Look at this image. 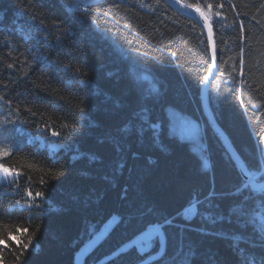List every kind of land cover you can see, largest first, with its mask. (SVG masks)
<instances>
[{
	"label": "trees",
	"instance_id": "trees-1",
	"mask_svg": "<svg viewBox=\"0 0 264 264\" xmlns=\"http://www.w3.org/2000/svg\"><path fill=\"white\" fill-rule=\"evenodd\" d=\"M182 1L210 19V105L262 181L264 0ZM209 67L201 28L162 0H0V125L33 140L0 161L21 173L0 186V264H264V191L242 188L202 117ZM168 109L198 123L206 168L171 135ZM142 117L158 140L138 132ZM29 190L40 208L12 207L33 203ZM149 230L159 235L140 253ZM9 233L31 239L19 260Z\"/></svg>",
	"mask_w": 264,
	"mask_h": 264
},
{
	"label": "water",
	"instance_id": "water-1",
	"mask_svg": "<svg viewBox=\"0 0 264 264\" xmlns=\"http://www.w3.org/2000/svg\"><path fill=\"white\" fill-rule=\"evenodd\" d=\"M78 4L85 6V7H91L95 6L99 3H102L106 0H75ZM166 5H168L171 9L178 12L179 14H182L184 16L189 17L192 19L203 31L207 45L209 50V56H210V67L206 73L205 76H208V80L205 81L203 78V81L200 85V109L202 113L203 119L208 124L209 128L212 130L216 138L219 140L222 147L225 149L227 154L229 155L231 161L235 165L240 177L242 178L244 184H247V186L252 190L256 192H263L264 191V180L258 181L257 178L259 175H252L248 168L246 167L245 163L243 162L242 158L234 148L232 142L230 141L227 134L224 132V130L221 128V126L218 124L215 115L212 111L210 101H209V88L211 86L212 81L214 80L216 73L218 71V52L216 47V41L213 33V28L209 19V25L208 27H211L212 34L211 39L209 38V31L208 27L204 24V19L201 16V12H203L199 7L190 6L186 3H184L182 0H162ZM199 9L200 11H197ZM204 13V12H203ZM205 14V13H204ZM206 15V14H205ZM207 16V15H206ZM208 17V16H207ZM213 52H215V60H213ZM261 156L264 160V145L261 147ZM251 176H255V181L252 183H249V179ZM149 250V246L146 250H144L142 253H145Z\"/></svg>",
	"mask_w": 264,
	"mask_h": 264
},
{
	"label": "rangeland",
	"instance_id": "rangeland-1",
	"mask_svg": "<svg viewBox=\"0 0 264 264\" xmlns=\"http://www.w3.org/2000/svg\"><path fill=\"white\" fill-rule=\"evenodd\" d=\"M147 79L150 78L148 77ZM167 118L169 121V130L171 135L176 136L181 141L190 142L192 144L193 150L199 155L204 167L206 168L208 166V162L204 157V144L200 137L198 123L172 109L167 110ZM32 141L33 140L27 134H25L22 129L13 130V126L6 127V125H0V150L7 151L10 154L21 144L26 142L31 143ZM47 144L50 150H53L56 147L52 142H47ZM2 184L3 183H0V186H2ZM3 191L8 194H14V191L6 187H3ZM17 200L21 202L20 205L16 204ZM27 204H29L27 201L17 198L13 200L12 207L28 209L27 207H24ZM194 209V206H190L188 209L184 210L183 216L188 218L191 214H193ZM147 239L148 237L145 235L134 243L138 251L143 252L147 249Z\"/></svg>",
	"mask_w": 264,
	"mask_h": 264
},
{
	"label": "snow or ice",
	"instance_id": "snow-or-ice-1",
	"mask_svg": "<svg viewBox=\"0 0 264 264\" xmlns=\"http://www.w3.org/2000/svg\"><path fill=\"white\" fill-rule=\"evenodd\" d=\"M177 2H179V0H177ZM209 7H211V5H209ZM220 7H223V5H220ZM197 11H200L199 9H197ZM201 16L204 19V24L206 27H208L209 25V18L203 13L201 12ZM208 31H209V38L211 39V34H212V29L211 27H208ZM173 56H175V53H172ZM213 60H215V52H213ZM9 68L12 67L11 64L8 65ZM204 80L207 81L208 80V76L204 77ZM148 128L152 131L153 133V138L155 140L159 139V134H158V130H157V126L154 123H150L149 121L143 119L142 117V123L141 126L138 128V132L139 133H143L145 131V128ZM13 130L15 129V126H13ZM52 136H57V132L53 131L52 132ZM9 155V153L7 151L4 150H0V161H3L5 159V157H7ZM206 166V165H205ZM0 183H8V184H18L19 183V178L21 173L18 171H15L13 168L6 166V163L4 162H0ZM261 179H264V177H262ZM255 181V176H251L249 179V183H252ZM41 183H44L43 178H41ZM242 188H247V184L242 185ZM239 190V189H238ZM214 195V193H209V198H211ZM27 197L30 198L33 203H29L24 207H27L30 210H34V209H39L40 208V204L39 203H35V201L38 198H42L43 197V193L42 192H35V194L33 195L32 191H28L27 192ZM200 201H197V204H199ZM17 205H20L21 202L19 200L16 201ZM206 218H211V214H205ZM215 222V221H213ZM166 224H172L171 220H166L165 221ZM152 226H149V228L151 229ZM156 228H160L162 227L161 225H156ZM177 227H181L179 225H177ZM24 232L27 231V229H23ZM16 232L19 233L21 232V229L17 228ZM9 239H15L16 243H17V247L20 249L19 254L16 255V259L19 260L21 256L24 255V250H26L29 247V244L31 243V239L29 238L28 243H24L23 241H21L19 236H14L12 233H9ZM148 239L146 242V246H151V241L153 238L157 237L159 235L158 232H152L149 230L148 233H146ZM0 244H4V241L2 239H0ZM165 244H166V240H165ZM5 247H7L6 244H4ZM194 254V253H190ZM2 256H0V260H2Z\"/></svg>",
	"mask_w": 264,
	"mask_h": 264
},
{
	"label": "bare ground",
	"instance_id": "bare-ground-1",
	"mask_svg": "<svg viewBox=\"0 0 264 264\" xmlns=\"http://www.w3.org/2000/svg\"><path fill=\"white\" fill-rule=\"evenodd\" d=\"M193 214H191L188 218L192 217ZM187 218V217H186Z\"/></svg>",
	"mask_w": 264,
	"mask_h": 264
}]
</instances>
